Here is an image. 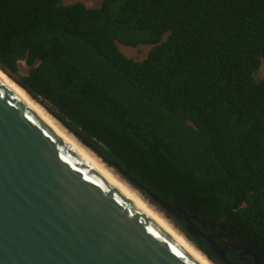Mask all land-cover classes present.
Segmentation results:
<instances>
[{
    "label": "trees",
    "instance_id": "16d2710c",
    "mask_svg": "<svg viewBox=\"0 0 264 264\" xmlns=\"http://www.w3.org/2000/svg\"><path fill=\"white\" fill-rule=\"evenodd\" d=\"M263 63L264 0H0L11 78L146 189L264 253Z\"/></svg>",
    "mask_w": 264,
    "mask_h": 264
},
{
    "label": "water",
    "instance_id": "95a60500",
    "mask_svg": "<svg viewBox=\"0 0 264 264\" xmlns=\"http://www.w3.org/2000/svg\"><path fill=\"white\" fill-rule=\"evenodd\" d=\"M0 71L81 145L115 168L164 217L186 221L185 233L175 228L212 264L217 263L186 234L193 240L205 239L230 264L215 237L196 224L203 218L202 212L191 215L178 203L165 202L120 166L107 162L40 98L1 67ZM206 222L212 228L228 227L230 235L239 239L237 246L264 264L256 242L234 223ZM0 264L208 263L0 74Z\"/></svg>",
    "mask_w": 264,
    "mask_h": 264
},
{
    "label": "bare ground",
    "instance_id": "6f19581e",
    "mask_svg": "<svg viewBox=\"0 0 264 264\" xmlns=\"http://www.w3.org/2000/svg\"><path fill=\"white\" fill-rule=\"evenodd\" d=\"M0 74L8 80L14 87H16L31 103H33L37 108H39L45 117L52 122L54 125L58 127V129L74 144L82 148L91 158H93L108 174H110L115 180H117L122 186H124L127 190H129L132 194H134L149 210L150 212L165 226H167L170 230H172L184 243L189 245L203 260H205L208 264H212L198 249H196L193 244H191L172 224L168 221L157 209H155L152 205L148 204L146 200L142 198V196L134 190L131 186H129L124 180L118 177L109 167H107L99 158H97L92 152H90L87 148L81 145L58 121H56L50 114L46 112V110L41 107L36 101H34L28 94L20 88L17 84H15L6 74L0 71ZM189 237V236H188ZM191 239V238H190ZM193 241V240H192Z\"/></svg>",
    "mask_w": 264,
    "mask_h": 264
},
{
    "label": "flooded vegetation",
    "instance_id": "af4514ba",
    "mask_svg": "<svg viewBox=\"0 0 264 264\" xmlns=\"http://www.w3.org/2000/svg\"><path fill=\"white\" fill-rule=\"evenodd\" d=\"M174 219L179 223L180 227L185 228L187 226L186 221L182 222L181 220H177V218ZM208 220L211 221L206 216H203V218L201 217L200 221L196 222V224L202 231L215 237L216 242L225 250V257L230 264H262L260 261H257L255 259L254 255L237 246L239 239L236 236L230 235L228 227L222 228L217 226L216 228H212L209 224H207L206 221ZM198 240L206 241L205 239ZM261 252L264 257V253L262 250ZM218 257L222 263L227 264L220 256Z\"/></svg>",
    "mask_w": 264,
    "mask_h": 264
},
{
    "label": "rangeland",
    "instance_id": "374dc122",
    "mask_svg": "<svg viewBox=\"0 0 264 264\" xmlns=\"http://www.w3.org/2000/svg\"><path fill=\"white\" fill-rule=\"evenodd\" d=\"M62 1V4L65 5V6H68V5H72V4H75V3H83L85 4L88 8H99L101 6V3L103 0H61ZM119 48L120 50L126 55L128 56L129 58L131 59H134L135 61H143L145 60L151 49H152V46H140V47H137V48H132V47H127V46H124V45H121L119 44ZM261 70V69H260ZM23 71L25 72L26 71V68L23 67ZM261 72V73H260ZM256 74L257 77H256ZM255 74V78L256 80L260 81L264 78V63H263V66H262V70L259 71L258 73ZM70 133V132H69ZM72 135V134H71ZM86 148V147H85ZM88 149V148H87ZM89 150V149H88ZM90 151V150H89ZM92 152V151H90ZM93 153V152H92ZM94 154V153H93ZM96 156V154H94ZM97 157V156H96ZM98 158V157H97ZM100 159V158H99ZM101 160V159H100ZM102 161V160H101ZM103 162V161H102ZM104 163V162H103ZM105 164V163H104ZM107 167H109L118 177H120L122 180H124V182L127 183V180H125L119 173L118 171L111 167V166H108L107 164H105ZM156 209V208H155ZM158 210V209H157ZM162 215L163 212L161 210H158ZM165 217L168 219V221L171 222V224L174 225V227H176L177 229H179L180 231L181 228L179 227V225L177 224L176 220L174 218H168L167 215L165 214Z\"/></svg>",
    "mask_w": 264,
    "mask_h": 264
}]
</instances>
